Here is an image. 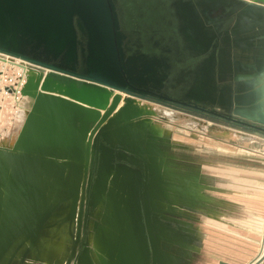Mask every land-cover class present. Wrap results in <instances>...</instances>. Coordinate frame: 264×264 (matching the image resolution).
I'll return each instance as SVG.
<instances>
[{"label":"water","instance_id":"water-1","mask_svg":"<svg viewBox=\"0 0 264 264\" xmlns=\"http://www.w3.org/2000/svg\"><path fill=\"white\" fill-rule=\"evenodd\" d=\"M116 2L0 0V36L7 35L0 41V51L63 75L61 80L56 79L60 83L57 90H50L48 81L39 84L37 79L35 82H25L22 94L30 97L33 106L41 107L44 114L62 121V125L69 130L61 192H56L46 210L33 211L23 225L0 240V259L20 232L27 230L29 245L32 246L52 211L61 202L72 200V209L77 210L76 230L74 242L64 263L70 264L85 243V209L90 185L98 169L102 144L127 151L141 162L139 196L150 251L149 264H160L148 196V160L136 148L123 142L116 143L113 135L121 133L120 127L110 115L121 101L120 92L163 101L165 97L160 95L162 89L166 88L170 79L182 77L185 69L181 59L158 53L166 50V44L140 39V24L133 25L131 31H124L119 23ZM194 2L195 0L189 2L188 23L193 38L186 46L192 55L188 71L200 69L201 85L197 91L198 96L193 95L194 100L181 102L182 106L264 133V91L253 92L254 95L250 92L242 97L230 93L232 89H228L226 85L219 89L210 82L215 72L224 71V68L216 69L215 51L218 46L228 45V32L237 31L235 25L240 13L247 11L250 2L247 7L242 8L234 0H217L220 9L214 16L219 15L220 19L207 36L197 32L192 19ZM129 3L132 11L143 6L140 0H128L127 4ZM124 4L126 1L123 4L121 2L120 7L124 8ZM207 10L209 14L208 5ZM207 15V21L214 18ZM174 45L178 47L175 48L177 51H182L181 44ZM208 49L211 50L210 55L205 62L199 64V54ZM159 74L161 76L158 77ZM50 75L53 77L51 73ZM244 98L250 100L242 101ZM205 99L210 101L211 107L199 104V100ZM238 99L240 102H237ZM239 103L249 108H253L252 103H257L255 107L258 111L254 113V118L241 115L240 110L233 106ZM212 105L231 107L239 115L234 117L232 113L220 112L212 108ZM100 110L104 112L101 114ZM24 153L40 157L39 152ZM60 193L63 196L55 200Z\"/></svg>","mask_w":264,"mask_h":264},{"label":"crops","instance_id":"crops-1","mask_svg":"<svg viewBox=\"0 0 264 264\" xmlns=\"http://www.w3.org/2000/svg\"><path fill=\"white\" fill-rule=\"evenodd\" d=\"M234 1L242 8L247 2L255 3L250 9V13H248L252 14L250 18L237 23L235 33L228 32V39L225 40L228 45H224V57H222L224 60V78L226 82L234 86L230 93L244 97L250 92L261 93L264 91V2L260 0ZM230 4L232 5V3ZM243 13L240 14L243 15ZM233 47L237 53L235 56L232 54L234 57L231 56V52H228ZM26 97L29 104L33 102L30 97ZM252 99H254L253 96ZM248 100L250 98H244L242 101ZM237 102H240V99ZM133 103L136 104V102ZM121 105L122 103L119 102L114 113H111L110 116L118 122V127H120L122 133L126 122L128 120L132 122L135 117L128 119L122 117ZM252 105L253 108L240 103L233 106L240 110L241 115L254 118V113L258 111V108L255 107L257 103H252ZM31 106L33 107V104ZM100 112L102 114L104 110H100ZM40 113H43V111L40 110ZM42 115L46 120L49 119V121L63 124L62 121L51 115L44 113ZM35 128L33 125V130ZM255 133L260 132H253V130L235 131L230 138L220 136L218 139H205L204 142L198 143L199 146H194L199 148L198 150L202 152V156L195 157L194 154L192 162H188L185 199H181L175 194L174 190L169 196L171 203L185 201L186 204L185 210H173L169 213V218L172 220L171 226H165L162 223V163L158 151L153 150L154 157L156 156L154 161L156 163L158 161V163L157 168L152 172L150 169L152 161H148V196L154 232L158 243L160 264H264V249L261 245L264 226V138ZM37 138L40 139V142L46 139L45 137L43 139ZM22 139L24 138L22 137ZM32 139L36 140V137ZM68 142L69 134L65 132L62 138L53 141L54 147L57 145L59 150L45 147L43 142L40 144L43 148L38 151L40 157H34L33 162L28 167H23L24 164L21 165L20 170H27L26 179L30 181V184H33L34 188L36 186L35 180L38 178L37 171L49 175V192H44L41 197L36 190V200L45 198V201L46 199L51 201L57 191L61 192L65 173V157L63 158L62 154L67 150ZM29 144L35 145L34 141ZM128 146L131 147V145ZM27 147L30 151L35 150L33 146L27 145ZM113 149L116 148L101 144L97 170L102 173V176L104 171L110 174V178L113 175L110 167L104 168V163L112 162ZM193 150L197 151L195 148ZM18 172L16 176L14 174L15 179H18L12 181L11 178H7V174L4 175L3 170H0V231L3 235L1 239L11 233L13 229H16V226L23 225L31 216L26 212L22 218L19 216L16 220L12 216L11 204L18 196V190L21 189L18 180L20 177V179L25 178L23 173L19 175ZM110 178H107V185H105L107 192L109 191ZM176 183L177 181L173 180L170 185L173 186ZM99 185L100 182L97 186L99 187ZM133 187L134 189L129 195L112 196L113 209L110 210V217H114L113 212L116 214L115 221L111 220L114 228V243L117 246L122 244V247L118 249L123 251L122 264H149L150 251L143 225L139 196L140 180H138L137 174ZM151 188H155L157 192L155 197L151 196ZM61 196H63L62 193L58 198ZM23 197V203H30L34 199L26 192ZM90 197L88 196L86 208L90 206ZM103 197L99 199L96 196L93 199L92 196V205H96L102 200L107 204ZM117 202L121 203L118 209L115 208ZM66 205H69V211L70 208L72 210V200L63 201L44 221L37 235L38 245H40L38 237L41 230L46 235L51 234L49 232L56 227L62 217L57 216L59 209ZM70 217L65 219H70ZM89 220L90 211L87 213L85 243L70 264H94L92 260L86 259L85 256L90 248ZM7 224L11 225L10 229H7ZM26 232L27 230L23 233ZM71 233L70 231V235ZM69 240H71V236ZM14 244L15 241L8 247L0 259V264L6 263V255ZM72 244L73 242L70 245L68 241L67 252H70ZM68 254L66 253L67 256ZM66 255L64 258H67ZM43 258L45 260L37 262L39 264H60L63 260L65 263L66 260V258H63L59 261H53L49 257ZM38 263L25 262V264ZM10 264H17V262L14 259Z\"/></svg>","mask_w":264,"mask_h":264},{"label":"rangeland","instance_id":"rangeland-1","mask_svg":"<svg viewBox=\"0 0 264 264\" xmlns=\"http://www.w3.org/2000/svg\"><path fill=\"white\" fill-rule=\"evenodd\" d=\"M217 4V0H195L193 5L195 12L192 19L195 22L197 32L201 35H209L212 32V27L216 26L215 24L218 23L220 16H214L220 9ZM248 4L249 2H247L243 7H247ZM207 5L209 7V14L207 12ZM254 5V2H250L247 11L244 12L243 15L239 16L237 23L250 18V15L252 14L248 13H250V9H252ZM210 8L212 10L211 14ZM207 14L209 16H214V18L207 21ZM233 48L231 51H228L229 53L231 52V56H235L237 54L235 52V48ZM224 49V46H218L215 51L216 69L218 70L219 68H224V66H222V64H224L222 63ZM4 57L6 59H4ZM18 58L19 57L17 56L0 51V86L7 84L8 81L5 80L6 76H17L18 73L14 67L17 65L21 66L22 64L26 65V67L29 65L27 67L28 70L32 68L31 71H36H34L33 75L31 71L29 72L27 70L28 81L35 82L39 78V84H42L44 81H48V88L50 90H57L60 87V83L56 79L61 80L63 77L62 74L50 71L48 68H45L40 64ZM210 82L219 89L226 86H228V89H233L234 87L229 82H226L224 73H221L220 71L213 74ZM120 94V102L122 103L120 109L122 117L125 119L135 117V119L132 122L128 120L126 125L123 127L124 131H122L119 135H115L114 138L116 143L123 142L126 145H131V147L136 148L142 154L146 155L148 161H152L150 163V169L152 172L157 168L158 163V161L157 163L154 161L156 156L154 157L153 150L156 149L158 151V156L160 158V162L162 163L161 172L163 175L162 223L165 226H171L172 220L169 218V213L173 210H185L186 204L185 201L182 203H171L169 196L174 190L175 194H177L181 199H185V181L188 173V162H192L194 154L196 155L195 157L202 156V152L198 150L199 148L194 146H199L198 143L204 142L205 139H218L220 136L230 138L233 136V132L235 131H252L253 129L236 125L228 120L216 119L210 115L195 111L191 108L172 104L170 102L160 101L155 98L130 95L125 92H120ZM5 100L8 102H0V170H3L4 175L6 176L7 174V178H11L12 181H16L18 179H15L18 171L19 175L23 173L25 177L24 179H20L21 177L19 178L18 184H20L21 189L18 190V196L11 204L12 216L16 220L19 216L22 218L25 212L32 215L31 213L33 211L37 210L38 212H42L50 205L49 199H46V201L44 200L45 198L36 200L35 195L36 190L41 197L44 192H49V175L45 172L37 171L38 178L35 180L36 186L34 188L33 184H30V181L26 179L27 170H20L22 164H24L23 167H28L33 162L32 160H34V156L32 154L24 152L40 151V149L43 148L40 144L43 142L45 147L59 150L57 145L54 147L53 141L62 138L64 136V132L69 134V130L67 127L62 126L61 123L52 122L49 121V119L46 120V118L42 115L43 113H40L41 107L36 105L32 107V103L30 102L29 104V102H27L28 99L26 96H24L19 102V105L21 106L22 104V107L16 106L14 102H9V98ZM132 101L136 102V104ZM198 102L211 107V103L208 99L199 100ZM212 106L215 110L231 112L237 116L239 115L231 107L224 105ZM33 125L36 127L34 130ZM254 131L256 130H253V132ZM255 134L264 138V133L262 132ZM22 137L24 139H22ZM35 137L36 140H33L32 138ZM37 137L41 139L45 137L46 139H43L44 141L40 142V139ZM33 141L35 145L29 144ZM27 145L35 147V150H28ZM193 148L197 151L193 150ZM22 149L23 151H21ZM65 155L66 152L62 154L63 158ZM111 160L112 162L104 163V168L110 167V169H112L110 170L113 174L111 178L107 171H104L102 176V173L97 170L92 179V186L90 187L89 192V196H93V199H95L96 196H98L99 199L104 196L103 198L107 201V204L102 200V202L92 205V199L90 197V206L85 209L86 213L90 211V248L85 256L86 259L92 260L94 264H122L123 251L122 249L118 250L122 247V244L117 246L116 243H114V228L111 224V220L115 221L116 219L115 212L112 213L114 217H110V210L113 209L112 196L131 194L134 189L133 184L136 174L138 180H140L139 167H141V162L136 156L121 149H113ZM107 178H110L111 180L109 182L108 192L106 191L107 188L105 186L107 185ZM173 180H176L177 183L172 186L170 185V182ZM99 182L100 185L98 187L97 185ZM25 192L34 198L32 202L23 203V195ZM156 195L157 192L155 188H151V196L155 197ZM58 197L59 195L55 200H57ZM119 206H121V203H115L116 209H118ZM70 211L69 205L63 206L59 209L57 216L62 217L59 223L56 224V227L49 232L51 234L46 235L43 233V230H41L38 237V243L41 245V248L40 245L37 244V238L35 243L30 246L28 232H20L13 240L16 245L14 244L6 255L7 260L5 264H10L14 259L17 264H25V262L38 263L37 261L39 260H45L43 257H49L53 261L62 260L66 253H69L66 251L68 241L71 245V243L74 242L73 240L75 237L77 210H71L70 208ZM69 216H71V220L65 219ZM10 226V224H7V229H10ZM17 227H19V225L16 226V228ZM70 231L72 232L71 235ZM2 236V232L0 231V240ZM70 236L71 240H69ZM60 264H64V260L60 262Z\"/></svg>","mask_w":264,"mask_h":264},{"label":"flooded vegetation","instance_id":"flooded-vegetation-1","mask_svg":"<svg viewBox=\"0 0 264 264\" xmlns=\"http://www.w3.org/2000/svg\"><path fill=\"white\" fill-rule=\"evenodd\" d=\"M125 1L126 4H124V8H121V2L123 4ZM127 1L128 0H114V2H116L119 23L123 30L131 31L133 29V25L140 24V39L149 42L166 44V50L164 52L158 51V53L169 56L170 58H178L183 61L181 63L183 69H185V72L182 77L170 79L169 83H167L165 86L166 88L162 89L160 95L165 97L163 101L182 106L181 102H184L187 99L194 100L192 96L197 95V91L201 85L202 74L200 69L198 70L197 68H193L192 72L188 71V62L191 60L192 55H190L186 46L187 44L189 45L193 38L190 24L188 23L190 11L189 2L192 0H140L143 2V6L142 8L135 11L131 10L129 7L130 3L127 4ZM6 37V34L0 36V41ZM176 43L177 45L178 43L181 44L182 51H177L175 49L178 48L175 45L173 46V44ZM210 53L211 50L209 49L205 52H201L198 57L199 64L203 63ZM159 76L161 75L159 74L158 77ZM169 77L171 78V75H169ZM199 104L204 105V103ZM204 106L208 107L207 105ZM193 110L202 112L196 109ZM202 113L207 114L205 112ZM232 116L238 117L234 114ZM214 118L227 120L222 117ZM228 121L233 122L231 120ZM233 123L239 125L235 122Z\"/></svg>","mask_w":264,"mask_h":264},{"label":"built area","instance_id":"built-area-1","mask_svg":"<svg viewBox=\"0 0 264 264\" xmlns=\"http://www.w3.org/2000/svg\"><path fill=\"white\" fill-rule=\"evenodd\" d=\"M16 72L18 73L17 76H10V75L6 76L5 80L8 81L7 84L0 86V102H8L5 99L9 98V102H14L16 106H20L19 102L25 96L22 94V88L24 86L25 79L21 75V71L19 68H16ZM39 72L42 74L40 70ZM261 245H262V249H264V226L262 229Z\"/></svg>","mask_w":264,"mask_h":264},{"label":"bare ground","instance_id":"bare-ground-1","mask_svg":"<svg viewBox=\"0 0 264 264\" xmlns=\"http://www.w3.org/2000/svg\"><path fill=\"white\" fill-rule=\"evenodd\" d=\"M212 13V10H211V8H210V14ZM4 56V55H3ZM6 56H8V55H6ZM5 56V57H6ZM4 57V59H6ZM8 58V57H7ZM13 59V58H12ZM19 59V58H18ZM8 60V59H7ZM10 60V59H9ZM15 61H16V59H15ZM20 61V60H19ZM17 63V62H16ZM28 67V66H27ZM26 67V65H22L21 64V66H15V68H19L20 69V71H21V75L24 77V79H25V82H27L28 81V76H27V70H28V68ZM32 69V68H31ZM31 69H29L28 71L30 72L31 71ZM34 71L35 70H32L31 71V73L33 74L34 73ZM36 72V71H35ZM30 73V74H31ZM34 75V74H33ZM39 79V78H38ZM41 80V79H40ZM44 81V80H43ZM21 107H22V104H21ZM28 159V158H27ZM29 160H32V159H29ZM33 161V160H32ZM30 162V161H29Z\"/></svg>","mask_w":264,"mask_h":264}]
</instances>
